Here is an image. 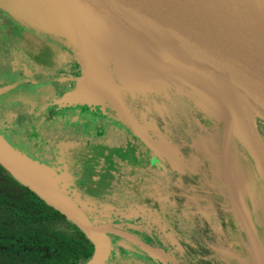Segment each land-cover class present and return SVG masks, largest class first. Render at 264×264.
<instances>
[{"label":"water","instance_id":"95a60500","mask_svg":"<svg viewBox=\"0 0 264 264\" xmlns=\"http://www.w3.org/2000/svg\"><path fill=\"white\" fill-rule=\"evenodd\" d=\"M0 10L22 26L51 36L77 53V74H84L81 80L88 89L83 97L88 100L97 99L102 88L112 106L124 104L126 95L178 93L208 113L205 114L209 120L222 129L213 110V101L218 103L228 114L220 137L223 187L246 246V253H237L233 246L222 251L239 264H264V248L255 221L238 196L229 172L230 131L238 129L248 141L252 173L257 177L258 172L264 183V140L257 126L258 120L264 121L261 106L264 102V0H0ZM119 39L127 43L124 48L131 55L121 57V73H105L101 88L94 78L95 64L112 62L109 58L112 47L121 45ZM146 41L179 57L191 70L161 61L142 45ZM135 52L149 69L148 74L135 70L130 62ZM125 60L131 64H125ZM169 76L181 77L182 84L170 81ZM232 79L246 90H241ZM116 87H121L120 92ZM75 97L74 93L72 98ZM126 122L153 149L151 139L138 123L131 119ZM0 166L84 231L94 247L86 264H105L109 260L110 234L55 193L58 186L52 173L44 174L41 167L29 169L27 159L13 162L1 151ZM256 189L264 190L259 182ZM256 210L261 211L264 220L262 210ZM149 246L143 249L153 261L168 264L171 260L168 254Z\"/></svg>","mask_w":264,"mask_h":264},{"label":"rangeland","instance_id":"374dc122","mask_svg":"<svg viewBox=\"0 0 264 264\" xmlns=\"http://www.w3.org/2000/svg\"><path fill=\"white\" fill-rule=\"evenodd\" d=\"M39 35L61 55L63 67L61 66L59 71L47 74L33 68L20 50L8 48L9 46L5 45L6 37H1L4 51L0 52V95L22 83L44 84L43 87L50 84L54 93L53 96H50V93L44 95L46 99L41 107H37L36 102H33L28 107L7 106L5 111H0V151L10 156L13 162L17 160L19 163L20 158L27 159L30 163L29 169L36 170L41 167L44 174L52 173L58 186L57 190H54L55 193L67 199L89 221L101 225L108 234L128 239V241L119 240L127 249L126 253L119 255L123 257L115 260L112 251L110 259L105 264H152L153 259L145 252L150 240L147 235L145 236V233L149 232L148 228H145L144 224L131 223L124 224V227L118 226L114 218L118 209L127 207L120 206L123 199L119 193L120 186L126 182L123 179L126 174L121 171L126 170V166L130 165L131 161H137L136 158L130 157L135 150L134 145L137 144V140L125 130L128 126L126 121L130 119L124 108L125 104L117 103L112 106L108 103L111 100L103 94L101 79L105 77V73L112 75L121 73L123 69L120 63L121 57L131 55L126 53V51L130 53V50L124 48L127 43L119 39L120 46L113 44L114 48L112 47L109 57L112 59L111 63L99 61L95 64L94 78L102 89L97 99L88 100L83 97L85 89H88L87 84L81 80L84 74L73 75L69 70L71 63L75 62L78 66L77 53L51 36L41 33ZM125 61V64H131ZM114 64L117 67H114ZM75 72L79 73V69L76 68ZM119 78L123 81L122 77ZM116 88L120 92L121 87ZM74 93L76 97L72 98ZM68 95L71 97L67 98ZM104 97H106L105 101ZM115 111L119 114L114 115ZM169 111L172 115V109ZM257 123L260 124L259 131L264 127V122L258 120ZM225 128V126L222 129L220 125L216 126L217 139L218 136L223 135ZM211 133L214 132L200 138L206 142ZM229 139L236 187L241 186L244 207L247 212L249 211L248 214L250 213L253 221L255 209L262 210L264 214V190L256 189V183L259 182L263 188L264 183L258 172H256L257 177L252 173L251 152L243 133L238 129L231 130ZM8 141H12L13 145ZM72 177L75 179L74 182ZM221 191L224 193L222 195H225L224 190ZM124 200L127 204V200ZM227 206L230 207L229 202ZM255 224L259 225L258 222ZM236 242L238 246H240L239 242L244 245L243 238H237ZM171 262L176 264L174 261Z\"/></svg>","mask_w":264,"mask_h":264},{"label":"flooded vegetation","instance_id":"af4514ba","mask_svg":"<svg viewBox=\"0 0 264 264\" xmlns=\"http://www.w3.org/2000/svg\"><path fill=\"white\" fill-rule=\"evenodd\" d=\"M0 32L6 37L5 45L20 50L33 68L52 74L63 67L61 55L39 34L22 31L20 34L29 36L30 43L23 44V40L16 45L11 42L7 29H0ZM1 51H4L3 43ZM71 65L69 70L73 75L77 74L75 62ZM42 85L22 83L14 87L0 99V111H5L7 106L28 107L33 102L41 107L46 99L44 95L50 93L53 96L54 93L50 84ZM123 101L128 116L151 139L153 149L146 146L130 127L125 128L137 140L133 153L138 155L135 157L132 153L130 157L137 161H131L126 170L121 171L126 174L123 178L126 182L120 186L119 193L123 197L120 206L127 207L116 211L115 222L123 227L127 223L144 224L149 231V235L145 233L150 239L148 245L168 253L176 264H203L202 250L204 246L211 249L210 243L213 242L217 244L214 250L225 259L224 256H228L222 251L225 240L236 242L237 238L244 236L227 206L226 193L222 195L221 190L225 192L222 182L199 145L200 137L217 132L214 123L206 116L208 113L195 107L185 96L173 92L126 95ZM176 108L179 110H174ZM116 113L119 114L115 111L114 115ZM259 125L257 123L258 128ZM259 132L264 136V127ZM76 177L81 179L78 175ZM111 243L114 256L127 252L120 241L111 239ZM130 252L133 255L132 250ZM168 264L173 263L169 261Z\"/></svg>","mask_w":264,"mask_h":264},{"label":"trees","instance_id":"16d2710c","mask_svg":"<svg viewBox=\"0 0 264 264\" xmlns=\"http://www.w3.org/2000/svg\"><path fill=\"white\" fill-rule=\"evenodd\" d=\"M0 29H7L11 42L16 45L23 40V44L30 43L27 39L29 36L20 34L22 31L38 35L1 10ZM1 37L0 32V48ZM13 90L10 88L3 92L0 99ZM213 125L216 129V124ZM261 137L264 140V136ZM253 218L255 223H259L255 226L264 248V220L261 211H254ZM110 236V239L125 240ZM210 244L211 249L204 246L206 250H202L203 264H237V260L231 257L222 259L213 248L217 244ZM93 252V244L79 226L0 166V264H86ZM119 257L113 255L115 260H119Z\"/></svg>","mask_w":264,"mask_h":264},{"label":"bare ground","instance_id":"6f19581e","mask_svg":"<svg viewBox=\"0 0 264 264\" xmlns=\"http://www.w3.org/2000/svg\"><path fill=\"white\" fill-rule=\"evenodd\" d=\"M142 45H144L145 48L152 55H154L155 57L159 58L161 61L169 62L174 67H180V68L183 67V68L190 69V67H188V65L182 59H180L179 57L173 55L172 53H170V52H168V51H166V50H164L162 48L160 49L159 47L153 46V43L146 41V43H144ZM135 53H136V55H134L131 58L130 62L133 63V65L136 67L135 70L147 71L146 74H148L149 69L146 68V66L142 63L141 56H139V54L137 52H135ZM169 80L174 82V83H176V84H180V83L182 84V79H181V77H178V76L177 77H173V78H171L169 76ZM232 82L236 86L240 87L241 90H246L236 80L232 79ZM248 95H249V97H254L252 94H248ZM213 104H214L213 110H214L215 114L217 115V117L219 118L220 123H221L222 128H223L224 124L227 121V115L228 114L226 113V111L218 103H215L213 101ZM261 106L264 107V102L263 101L261 102ZM222 116H224V117H222ZM211 134L212 135L208 136L209 140L206 139V142L202 138H199V142H200L199 145H200L203 153L211 160L212 165L214 166V173L217 176L218 180H220V182H222V185H223V172H222V167H221V160H222V158H221L222 157L221 156V140H220L219 136H218L219 139H217V132H214V133H211ZM212 138H214V140H212ZM228 147H229V144H228ZM171 151H172V149H171ZM229 154H230V148H229ZM229 167H230V171H229L230 172V177L232 179L233 186L236 189V192H237L238 196L242 197L241 196L242 195L241 186H239L238 188L236 187V179H235V173H234V170H233V167H232V164H231V157H230V166ZM229 231H230V229H229Z\"/></svg>","mask_w":264,"mask_h":264},{"label":"crops","instance_id":"0c3cea01","mask_svg":"<svg viewBox=\"0 0 264 264\" xmlns=\"http://www.w3.org/2000/svg\"><path fill=\"white\" fill-rule=\"evenodd\" d=\"M224 243H225L224 244L225 248H229L230 246H233L232 249H234V251H236L237 253H246V249L243 246V243H241V242H240V246L242 247V249H240L239 246L236 244L237 242H229L228 240H225ZM169 261H172V259Z\"/></svg>","mask_w":264,"mask_h":264}]
</instances>
